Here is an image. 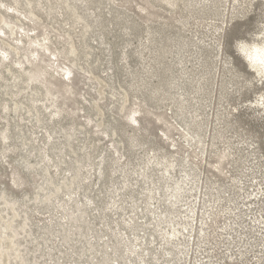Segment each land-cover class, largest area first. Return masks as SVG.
Instances as JSON below:
<instances>
[{
	"label": "rangeland",
	"instance_id": "1",
	"mask_svg": "<svg viewBox=\"0 0 264 264\" xmlns=\"http://www.w3.org/2000/svg\"><path fill=\"white\" fill-rule=\"evenodd\" d=\"M264 0H0V264H264Z\"/></svg>",
	"mask_w": 264,
	"mask_h": 264
},
{
	"label": "bare ground",
	"instance_id": "2",
	"mask_svg": "<svg viewBox=\"0 0 264 264\" xmlns=\"http://www.w3.org/2000/svg\"><path fill=\"white\" fill-rule=\"evenodd\" d=\"M250 59L251 62L254 63L253 66L256 68H261L264 70V48L263 47H254V49L250 52V55H245Z\"/></svg>",
	"mask_w": 264,
	"mask_h": 264
}]
</instances>
